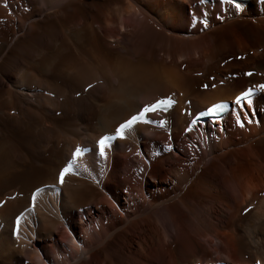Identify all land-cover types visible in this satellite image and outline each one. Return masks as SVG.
Wrapping results in <instances>:
<instances>
[{
  "label": "bare ground",
  "instance_id": "1",
  "mask_svg": "<svg viewBox=\"0 0 264 264\" xmlns=\"http://www.w3.org/2000/svg\"><path fill=\"white\" fill-rule=\"evenodd\" d=\"M260 85L264 0H0V264H264Z\"/></svg>",
  "mask_w": 264,
  "mask_h": 264
},
{
  "label": "snow or ice",
  "instance_id": "2",
  "mask_svg": "<svg viewBox=\"0 0 264 264\" xmlns=\"http://www.w3.org/2000/svg\"><path fill=\"white\" fill-rule=\"evenodd\" d=\"M201 4L205 3V0H199ZM221 2H224V0H221ZM229 4H232L234 0H227ZM235 7L238 9L239 4H235ZM201 23H204V26L207 27V23L205 21H201ZM247 75H252L251 73H247ZM89 87H92L89 85ZM260 88H264V85H260ZM252 95L251 91H247L242 93L241 95H238L235 98L234 103L239 106L241 109H243V105L245 102L251 103L250 100L245 101L246 97H250ZM175 101H173L170 97H165L156 100L154 103L151 104H146L143 106L136 114L130 116L127 120H125L123 123H120L116 128H115V134L114 136H104L98 141V147H99V152L101 156H104L105 154V145L106 142L112 139H124L125 138V131L126 130H132L134 126L138 124H143V125H156L159 127H164L166 121L164 120H153L150 118V114H157L161 111L166 112L173 104ZM224 108V105L222 104H216L213 105L211 108L207 110V113H201V116L203 115H214L218 111H222ZM237 123L239 124L240 127H243L244 124L240 122V119L237 120ZM190 130V129H186ZM82 155L81 149L77 148L75 152L72 155V161H75L79 156ZM72 161H69L67 166L61 169L59 172L58 176V181L60 183H63L65 176L72 171ZM39 191V190H38ZM33 201L35 200V194H33L32 197ZM17 224H19V218H17Z\"/></svg>",
  "mask_w": 264,
  "mask_h": 264
},
{
  "label": "rangeland",
  "instance_id": "3",
  "mask_svg": "<svg viewBox=\"0 0 264 264\" xmlns=\"http://www.w3.org/2000/svg\"><path fill=\"white\" fill-rule=\"evenodd\" d=\"M234 32H235V31H234ZM234 32H233V33H234ZM235 33H237V32H235ZM235 33H234V34H231V35H228V37L237 36V34H235ZM245 78H247L246 75H245Z\"/></svg>",
  "mask_w": 264,
  "mask_h": 264
}]
</instances>
